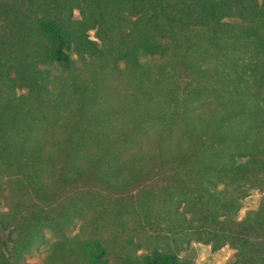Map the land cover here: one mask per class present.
<instances>
[{"label": "trees", "instance_id": "16d2710c", "mask_svg": "<svg viewBox=\"0 0 264 264\" xmlns=\"http://www.w3.org/2000/svg\"><path fill=\"white\" fill-rule=\"evenodd\" d=\"M22 2L0 38V264H27L45 228L60 238L44 264H110L106 237L66 233L97 207L58 190L161 168L173 187L141 208L149 244L126 237L115 264H191L189 238L264 264V194L237 217L264 190V0Z\"/></svg>", "mask_w": 264, "mask_h": 264}, {"label": "rangeland", "instance_id": "374dc122", "mask_svg": "<svg viewBox=\"0 0 264 264\" xmlns=\"http://www.w3.org/2000/svg\"><path fill=\"white\" fill-rule=\"evenodd\" d=\"M22 8V0H0V38L6 29L7 23H12L14 15ZM73 15L78 17L79 12L77 9L74 10ZM88 33L91 38L95 37V29L89 30ZM186 75L185 71H181L179 78L182 79ZM106 76L111 82L114 94L115 92L120 93L129 90V81L126 75L106 72ZM149 144L146 140L144 146ZM165 170L166 168H161L153 173L144 174L130 185L123 187H107L92 176L87 175L76 183L60 188L58 190L59 199L64 204L75 201L85 205L88 202L96 206L97 211H99V213H94L93 211L84 210L81 215L75 218L66 233L90 236L96 232L97 235L101 234L106 237L108 245L112 247L109 253L110 264H115L114 257L124 254L123 242L126 237L140 238L142 246L149 244L145 240L147 239V235H145L147 228L144 230L141 208L146 204L158 209L162 207L163 191L166 187H173ZM263 194L264 190H252L244 199L237 217L241 218L248 209L256 207L259 198ZM25 200V198L19 199L22 203ZM43 232L46 241L38 243L34 251L25 256V263L44 264L45 256L50 248L49 243L60 238L49 228L43 229ZM115 233H118V236L115 241H112L111 237ZM184 246L180 250L179 256L182 260L191 264H226L232 259L234 252V249L228 244L214 249L209 243L193 238H189L188 243H184Z\"/></svg>", "mask_w": 264, "mask_h": 264}]
</instances>
